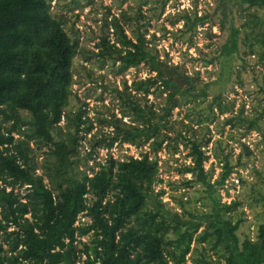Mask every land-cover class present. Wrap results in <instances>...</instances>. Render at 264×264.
<instances>
[{
	"label": "trees",
	"instance_id": "16d2710c",
	"mask_svg": "<svg viewBox=\"0 0 264 264\" xmlns=\"http://www.w3.org/2000/svg\"><path fill=\"white\" fill-rule=\"evenodd\" d=\"M124 1L117 14L107 9L94 51L80 45L74 20L68 31L64 28L69 19L56 13L52 0H0V264H264V219L254 239L241 240L237 231L244 212L236 213L243 202L235 197L222 202L218 191L243 164V152L251 155L253 150L243 143L232 164L214 148L216 165H204L212 142L208 125L231 110L223 125L264 131V102L247 116L244 102L233 110L234 100L225 103L218 95L208 103L212 116L206 113L193 124L186 113L175 129L173 110L183 103L198 106L207 85L199 69L188 73L182 64L170 62L167 52L163 57L154 33L146 38L150 21L160 18L169 0H134L136 9L121 8ZM146 5L150 15L142 10ZM238 6L242 20L230 26L220 55L229 57L242 45L244 54L257 56L264 67V0H239ZM168 15L171 25L182 21L181 32H194L210 20L207 12L197 15L196 4L190 12ZM162 31L164 37V26ZM79 53L86 61L96 56L101 65L108 58L114 75L140 66L149 72L129 84L122 80L121 90L112 89L120 101V117L114 112L97 117L108 132L93 131L87 111L70 107L76 98L71 87ZM212 59H205V66ZM236 82L241 84L239 75ZM258 85L264 100V77ZM151 94L156 101L147 103ZM203 127L208 136L200 138ZM87 135L89 150L83 158L79 148ZM115 143L134 146L138 157L114 156L110 149ZM179 145L190 158L182 173L191 176L182 185L205 187L207 211L189 212L181 201L179 210L167 208L165 190H155L161 181L158 153L169 149L173 155ZM96 148H106L104 160L95 161ZM88 161L93 165L87 167ZM215 167L220 172L213 178ZM258 201L264 204V193ZM79 215L90 219L83 222Z\"/></svg>",
	"mask_w": 264,
	"mask_h": 264
},
{
	"label": "rangeland",
	"instance_id": "374dc122",
	"mask_svg": "<svg viewBox=\"0 0 264 264\" xmlns=\"http://www.w3.org/2000/svg\"><path fill=\"white\" fill-rule=\"evenodd\" d=\"M87 1L52 0L51 5L57 14H62L69 19L67 26H64L67 31L74 20L75 27L79 30L80 45L87 50H94V42L101 33L102 21L107 9L110 7L111 13L117 14L120 8L118 6L120 0H92L80 9L79 6ZM238 2L239 0H169L160 18L150 21L151 26L148 27L146 38L148 39L151 33L155 34L157 38L155 40L156 48L160 50V54L164 57V52H167L169 61L173 64H182L188 73L199 69L200 78L207 85L205 86L207 95L199 98L198 106L195 107L196 103L192 102L183 103L173 110L171 122L174 123L175 129L179 126V119L184 118L186 113L193 120V124L206 113L212 116L208 103L218 95L225 103H231L234 100L233 110H236L238 105L244 102V113L247 116H250L255 108L257 110L261 109L257 104L261 101L264 102V100L258 91V84L262 83L264 67L258 61L257 56L244 54L245 47L242 45H240L237 53H233L229 57L220 55V47L225 41L230 26H239L242 20L239 17ZM153 4L151 2L150 5ZM195 4L197 15L207 12L210 14V20L203 25H198L194 32L187 29L181 32L182 21L171 25L169 23L170 19H166L168 14L175 16L182 10L192 11ZM223 4H225V7ZM127 5H131L136 9L134 0L124 1L121 8H126ZM142 10L150 15L148 5L142 7ZM155 11H157V3H155ZM76 14H78L77 18L75 17ZM261 14L263 13L261 12ZM221 22L223 23L222 31L219 30ZM162 26L167 31L164 37L162 36ZM126 32L128 35L131 34L129 29ZM110 33L111 30L108 36L112 40ZM190 37H192L193 44L189 46ZM209 58H213V62L205 66V59ZM118 64L119 62H115L113 68L117 69ZM111 70L112 61L108 58H106L103 65L98 62L96 56L86 61L83 54L79 53L74 59V82L71 88L76 98L70 100V107L73 110L82 107L87 111V115L93 121L95 127L93 131L100 128L104 132L110 130L105 123L99 124L97 117L108 118V115L112 112L120 117L118 112L121 106L120 101H118L117 94L112 89L116 86L118 90H121L122 80H126L129 84L135 78H145L149 75V72L143 66H140L138 70L129 68L120 75H114ZM88 73H90V77L87 76ZM102 75L103 77H101ZM237 75L241 79V84L236 82ZM147 100V103L156 101L153 94L148 95ZM157 101L161 102V98H158ZM83 102L86 103V106L83 105ZM193 107L194 110L189 111ZM214 112H217L215 108ZM231 113V110L227 111L208 125L211 130L212 142L206 147V154H209V158L204 165L205 168H208L211 163L216 165L217 159L212 155L214 148H216L214 150L220 159L228 156L232 164L237 163V155L242 150L243 143L253 150L251 155L243 152L241 161L243 164L238 165V169H234L222 186L223 188L220 187L218 191L222 202L232 194L233 197L242 200L243 206L236 214L242 210L244 221L241 223L237 234L241 240L245 236L254 239L257 226L264 219V204L258 201L260 200V193H264V182H262L264 178V131H246L244 126L229 127L223 125L224 118L230 116ZM128 120V118H123V121ZM188 121L185 120V122ZM63 124L64 120H61L60 125ZM260 126L264 127V119L260 120ZM222 130L223 132H221ZM197 134L200 138L208 136L207 129L204 127ZM186 136H190V133H186ZM88 137L89 135L79 148V155L83 158L89 150ZM217 139L220 141L217 142ZM122 145L123 143H115L110 149L111 154L124 157V155L133 153V147L127 150L128 153H124ZM178 148L179 151L173 155L168 151L169 149L167 151L163 149L158 153L159 178L161 181L155 185V190L159 188L165 190L162 200L166 202L167 208L179 210L178 201H181L185 210H189V212L207 211L210 201L206 198L205 187L198 183H192L186 187L182 185L184 178H190L191 176L190 173H182L184 166L190 162V158L185 156L187 150L182 145H179ZM140 150L147 149L141 147ZM95 151V161L106 158V148H96ZM93 163V161H88L86 166H91ZM84 167L85 164L81 160L80 169ZM256 170L259 174L256 173ZM219 172L220 169L215 167L213 178ZM235 178H238L240 182L236 183ZM21 192H24L23 188ZM223 196H225L224 199ZM185 215L188 217L187 214ZM89 219L88 216H85L83 221H89Z\"/></svg>",
	"mask_w": 264,
	"mask_h": 264
},
{
	"label": "built area",
	"instance_id": "2783aa9c",
	"mask_svg": "<svg viewBox=\"0 0 264 264\" xmlns=\"http://www.w3.org/2000/svg\"><path fill=\"white\" fill-rule=\"evenodd\" d=\"M126 144V145H125ZM131 147H133V153H131L130 155H133L134 157H138V154L136 153V149L134 146L128 144V143H123V148H124V153H128L127 150L130 149ZM242 169V168H240ZM232 174V173H231ZM236 183H239V179L238 178H235L234 179ZM225 196H223V199H224ZM233 198V194L228 196L227 198L224 199V201L226 202H230V200ZM85 217V215H83ZM79 215L80 217V220L83 221L84 220V217ZM84 222V221H83ZM76 224H78L79 222L76 221L75 222Z\"/></svg>",
	"mask_w": 264,
	"mask_h": 264
}]
</instances>
